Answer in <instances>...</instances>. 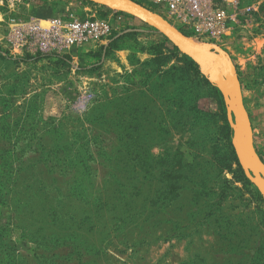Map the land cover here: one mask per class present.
<instances>
[{"label": "rangeland", "instance_id": "374dc122", "mask_svg": "<svg viewBox=\"0 0 264 264\" xmlns=\"http://www.w3.org/2000/svg\"><path fill=\"white\" fill-rule=\"evenodd\" d=\"M134 1L222 50L264 163V0H231L209 40ZM107 8L0 0V264H264V199L233 160L220 91ZM67 12L107 15L111 34L57 46L46 33Z\"/></svg>", "mask_w": 264, "mask_h": 264}, {"label": "water", "instance_id": "95a60500", "mask_svg": "<svg viewBox=\"0 0 264 264\" xmlns=\"http://www.w3.org/2000/svg\"><path fill=\"white\" fill-rule=\"evenodd\" d=\"M89 1L113 10L116 6L122 7L123 9L117 11L126 12L154 28L196 62L201 72L218 88L223 97L227 114L233 117V120L229 119V125L233 135L234 155L243 174L255 185L264 199V163L253 145L251 125L247 113L244 112L238 80L222 50L209 44L190 43L191 46H187L188 38L173 28L160 15L134 0ZM254 165L258 167L256 170L253 168Z\"/></svg>", "mask_w": 264, "mask_h": 264}, {"label": "built area", "instance_id": "2783aa9c", "mask_svg": "<svg viewBox=\"0 0 264 264\" xmlns=\"http://www.w3.org/2000/svg\"><path fill=\"white\" fill-rule=\"evenodd\" d=\"M160 10L186 28L198 39H215L228 26L231 0H151ZM233 1V0H232ZM110 15L121 19L116 11ZM112 31L107 15L76 16L67 12L50 20L46 35L54 38V44L77 48L88 43L105 40Z\"/></svg>", "mask_w": 264, "mask_h": 264}, {"label": "trees", "instance_id": "16d2710c", "mask_svg": "<svg viewBox=\"0 0 264 264\" xmlns=\"http://www.w3.org/2000/svg\"><path fill=\"white\" fill-rule=\"evenodd\" d=\"M83 1H86V2L90 3L89 0H83ZM107 9H108L107 11L110 10V8H107ZM119 12H120V11H119ZM120 13H122V12H120ZM131 17H133V16H131ZM155 31H156V30H155ZM163 40H164V39H163ZM164 41H165V43H166V39H165ZM182 60L184 61L186 67L189 68V69H191V70H193L194 73H198V72H199L197 64L194 63L192 60H190L189 58H187V57L184 56V55L182 56ZM232 155H233V160L236 162V164H237V166H238V168H239V170H240L239 172H241L242 170H241V168H240V166H239V164H238V162H237V160H236V157H235V155H234V151H233V149H232ZM260 159L263 161V159H262L261 156H260ZM258 198L262 201V199H261L260 197H258Z\"/></svg>", "mask_w": 264, "mask_h": 264}, {"label": "bare ground", "instance_id": "6f19581e", "mask_svg": "<svg viewBox=\"0 0 264 264\" xmlns=\"http://www.w3.org/2000/svg\"><path fill=\"white\" fill-rule=\"evenodd\" d=\"M120 9H123V8L120 7V6H116V8H115V10H120ZM186 42H187V43H186L187 46H191L190 43H192V44H196V43L190 42V39H189L188 41L186 40ZM232 88H233V87H232ZM232 90H233V89H232ZM253 168L256 170L258 167H257V165H254Z\"/></svg>", "mask_w": 264, "mask_h": 264}]
</instances>
